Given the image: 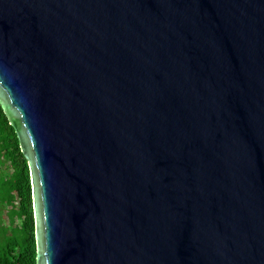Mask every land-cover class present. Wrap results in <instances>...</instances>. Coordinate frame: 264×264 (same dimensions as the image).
<instances>
[{
    "label": "water",
    "instance_id": "95a60500",
    "mask_svg": "<svg viewBox=\"0 0 264 264\" xmlns=\"http://www.w3.org/2000/svg\"><path fill=\"white\" fill-rule=\"evenodd\" d=\"M0 107L35 264H264V0H0Z\"/></svg>",
    "mask_w": 264,
    "mask_h": 264
},
{
    "label": "trees",
    "instance_id": "16d2710c",
    "mask_svg": "<svg viewBox=\"0 0 264 264\" xmlns=\"http://www.w3.org/2000/svg\"><path fill=\"white\" fill-rule=\"evenodd\" d=\"M0 153L11 172L7 185L15 191L20 226L12 228L11 236L0 242V264H35L34 220L32 211L29 169L23 157L13 128L0 107Z\"/></svg>",
    "mask_w": 264,
    "mask_h": 264
},
{
    "label": "rangeland",
    "instance_id": "374dc122",
    "mask_svg": "<svg viewBox=\"0 0 264 264\" xmlns=\"http://www.w3.org/2000/svg\"><path fill=\"white\" fill-rule=\"evenodd\" d=\"M11 172L8 162L0 153V242L11 236L12 228L20 226L22 218L18 212L15 191H10L7 181Z\"/></svg>",
    "mask_w": 264,
    "mask_h": 264
}]
</instances>
